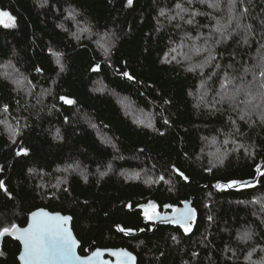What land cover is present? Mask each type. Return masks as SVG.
Segmentation results:
<instances>
[{
  "label": "trees",
  "instance_id": "trees-1",
  "mask_svg": "<svg viewBox=\"0 0 264 264\" xmlns=\"http://www.w3.org/2000/svg\"><path fill=\"white\" fill-rule=\"evenodd\" d=\"M212 1L221 0H0V11L16 23L0 25V71L9 65L20 76L11 81L0 73V230L24 226L44 207L72 216L83 256L95 247H126L137 264H254L247 254H264L261 109L240 120L230 104L217 103L220 81L208 79L260 63L264 0H237L227 15L215 13ZM244 8L251 33L238 29L215 44V17L222 23ZM72 20L88 29L79 39ZM193 46H214L216 59L203 72L186 70L208 55L187 63ZM121 99L151 114V127ZM23 149L28 154L17 155ZM231 181L246 186L215 187ZM188 200L194 218L187 234L179 224L144 219L143 205L154 203L165 215ZM245 232L250 239H240ZM19 250L5 235L0 264H19Z\"/></svg>",
  "mask_w": 264,
  "mask_h": 264
},
{
  "label": "snow or ice",
  "instance_id": "snow-or-ice-1",
  "mask_svg": "<svg viewBox=\"0 0 264 264\" xmlns=\"http://www.w3.org/2000/svg\"><path fill=\"white\" fill-rule=\"evenodd\" d=\"M46 2V0H44ZM133 0H127V4L131 5ZM203 2V0H202ZM191 3V0H189ZM243 3V0H241ZM230 5V13L235 12L237 7V0H229ZM209 7L218 8L219 4H209ZM177 9H180L181 12L187 11L181 7L180 4L176 5ZM247 13V8H244L243 11L238 14L229 15L227 22L221 24L219 20H216L214 26H212V31L218 33L220 38L215 40V44H220L221 42L227 40L229 36L232 35L233 32H236L238 29L247 31L249 34L251 33V25L242 23V19L245 18ZM166 13L164 10L160 11V16H165ZM179 15V13L177 14ZM198 13L193 12L192 18L186 21L187 24L192 25L195 23V16ZM176 17L169 16L168 19L171 21ZM180 19H183V16H180ZM233 23L235 27H232ZM0 25L4 28H14L16 27L15 17L12 16L8 11H0ZM179 26V25H177ZM231 29V31H229ZM82 31H88L87 28L82 29ZM77 39L79 37L77 36ZM192 39V37H189ZM196 39H200L199 36ZM207 39L205 38V43H207ZM247 43V39L244 41ZM206 51L208 55L204 58L203 61L195 64H189L187 67V71L192 72L196 69H200L203 72V69L212 64V62L216 59L214 53V46L207 48H197L193 46V54L198 55L201 52ZM190 60L191 57H188ZM99 66H97L98 68ZM221 65L215 64V68L219 69ZM229 68L232 66L229 65ZM254 68L259 70V76L261 79L256 80ZM254 68H245L243 70V74L241 75H230L228 72L224 73L223 77H220L218 72H213L212 75L208 76V79L211 80L213 76L216 77L219 83V91H217V95L220 97V102H226L230 104L233 108V111H237L239 114L240 120H245L246 117H250L252 111L256 108H260L261 111L259 113V119L262 124H264V56L261 57L260 63L255 65ZM97 70V69H94ZM39 71V69H37ZM253 72V80L245 81L244 77L249 73ZM123 76L127 77L129 80H132L133 77L128 73L124 72ZM26 79V77H25ZM238 81V82H237ZM17 84L20 81H16ZM207 81L201 83L200 87H205ZM256 88L254 91L253 89ZM192 93H189L191 95ZM207 95V91L204 93ZM60 99L65 104H73L74 101L68 99L66 97L61 96ZM203 99V96H201ZM259 99V103H253ZM167 103V101H165ZM240 105L248 106V110L240 108ZM4 111H7V106L4 107ZM6 123V122H4ZM167 123V121H165ZM232 123L235 125L236 121L233 120ZM151 127V125H148ZM11 129V135L15 136L17 134L16 129H12L11 126H8ZM59 138V135H57ZM227 143V141H225ZM23 152L24 155H27V150L23 149L17 152V155H21ZM68 168H73V165H69ZM67 171V169H65ZM174 171H178L174 168ZM106 173L101 172L100 175L103 177ZM179 175L183 176L185 180L188 179L187 176H184L182 172ZM264 175V174H262ZM163 179V177H161ZM234 186H246L244 182L240 181H231L230 183L221 185L217 184L215 187L220 188H231ZM4 188V184L0 181V189ZM143 216L145 220L153 221L160 220L162 222H171L174 224H179L184 232L187 234L191 231V227L188 225V221L191 219L192 210L187 209L181 212L177 209H173L176 215L171 217L162 216L157 210V206L154 203H148L143 205ZM165 207H169L165 205ZM211 219V217H209ZM70 220V217L60 216V215H49V213L45 211H35L31 213V221L28 223L27 227H18L16 224H12L10 228H3L0 230V235H4L6 233L13 235L17 240H19L22 244V251L20 252L19 259L23 262V264H111L110 261L102 260L101 257L104 255L102 251H94L90 256H87L83 259L76 255V240L73 239L71 231L67 227V222ZM121 232L131 233L132 229L120 228ZM250 233L245 232L240 237L242 240L250 239ZM173 240H176V237H172ZM110 256L116 257V264H134L135 258L127 251L120 249L116 251H110L108 253ZM193 255H196L193 253ZM258 264H264V258L258 262Z\"/></svg>",
  "mask_w": 264,
  "mask_h": 264
},
{
  "label": "rangeland",
  "instance_id": "rangeland-1",
  "mask_svg": "<svg viewBox=\"0 0 264 264\" xmlns=\"http://www.w3.org/2000/svg\"><path fill=\"white\" fill-rule=\"evenodd\" d=\"M217 1H212L211 3H209V2H207V4L209 5V4H213V3H215V4H219V7L218 8H212V7H210L215 13H220L221 15H227V14H229L230 12H229V9H228V7L227 6H229V0H221L219 3H216ZM210 15H213L212 13L210 14ZM64 18H66V21H68V20H71L73 17H71L70 15L69 16H67V17H64ZM215 20H219V18L218 17H215ZM73 21V23L75 24V25H72L73 26V31H75V32H73V33H75V35H77V36H79V35H81V34H83V31H82V29H83V27L85 26L84 24H81V23H76L74 20H72ZM225 22H227V21H225ZM225 22H223L222 21V23L221 24H224ZM215 25V24H214ZM213 25V26H214ZM234 25V24H233ZM211 30H212V27H211ZM211 33H213V34H216L215 32H211ZM101 45V44H100ZM177 47H175L172 51H174V53L176 54V53H181L182 52V50H183V48H179V49H176ZM205 48H207V47H205ZM198 55H200V54H198ZM177 56V55H176ZM197 55H193V56H191V59H190V61H188L187 63H189V62H191L192 61V57H196ZM173 57H175V56H173ZM183 60V59H182ZM185 60V59H184ZM189 60V59H188ZM0 73H1V75L2 76H4V77H7V78H9L11 81H14V80H17V79H20V76H18L17 74L18 73H16L15 71H13L12 70V68H11V66H9V65H7V66H3L2 68H1V71H0ZM253 76V75H252ZM256 77V76H255ZM253 80V78H250V80L249 81H252ZM256 80H258L257 78H256ZM19 81V80H18ZM22 83H23V81H22V79L20 80V85L18 84V86L19 87H23V86H21L22 85ZM17 84V83H16ZM254 91L256 90V88H254L253 89ZM200 98V97H199ZM201 99V98H200ZM259 99H257V101H258ZM121 101V103L123 102L122 101V99L120 100ZM123 106H125L126 107V109H128L129 107L131 108V109H129L130 110V112L132 111L138 118H139V120L140 121H142L143 123H146L147 125H151L152 124V122H153V119H152V116H151V114H149V113H147V112H142L143 110H141V109H139V108H136V107H134L133 105H131V104H129L128 106H127V104H125L124 102H123ZM257 109L258 108H256L255 110H253L254 112H257ZM64 172H65V170H64ZM78 172L82 175V177H83V175H85L86 173L84 172V171H80L79 169H78ZM262 258H264V254H257V256L254 254V253H252V252H250L249 254H247V256H246V259H248L250 262H252V263H254V264H258V262L259 261H261V259Z\"/></svg>",
  "mask_w": 264,
  "mask_h": 264
},
{
  "label": "water",
  "instance_id": "water-1",
  "mask_svg": "<svg viewBox=\"0 0 264 264\" xmlns=\"http://www.w3.org/2000/svg\"><path fill=\"white\" fill-rule=\"evenodd\" d=\"M186 206H187V209H191V210H192V216H191V219L187 222L188 225H189V224H190V221L194 218V210L191 208V200H190V201L188 200V202H185V203L183 204V206L177 208V210L183 212V211L186 210ZM35 211H45V212L49 213V215H60V216H67V217H70V220L67 222V227H68V229L71 231L73 239H75L76 242H77V243H76L75 252H76V255H77V256L81 257V259H83V258H85V257H87V256H90V255L92 254V252L99 250V251H102V252L104 253V255L101 257L102 260L110 261L111 264H116V257H114V256H110V255H108V253H109L110 251H116V250L123 249V250L129 252V253L135 258V260H134V264H137V256L135 255V253H133L132 251H130V250H129L128 248H126V247H95V248H93V249H88V253L85 254L84 256H83L82 254H80V252H79L80 241L77 239V237H76V235H75V233H74V231H73V229H72V225H71V223H72V218H71V217H72V216H71V215H68V214H63L62 212H59V211H50L49 209L44 208V207H40V208L34 209L33 211H31V212L29 213V215L27 216V219H28V220H27L26 224H25L24 226H21V228H23V227H27L28 223H30V221H31V213H32V212H35ZM173 215H176V213H175L174 211L171 212L170 214H165V215L162 214V216H169V217H171V216H173ZM154 221H155L156 223H166V222H162V221H160V220H154ZM167 223H171V222H167ZM18 227H20V226H18ZM5 235H9V236L13 237L14 239H16L13 235L8 234V233H6V234H4V235H0V245H1V243H2V238H3ZM16 240H17V239H16ZM17 241H18L19 244H20V250H19V253H18V255H17V260H18V263H19V264H23V262L19 259L20 252L22 251V244H21V242H20L19 240H17Z\"/></svg>",
  "mask_w": 264,
  "mask_h": 264
}]
</instances>
